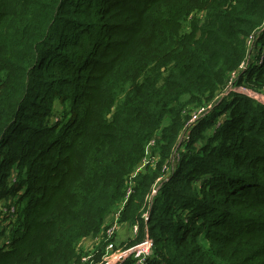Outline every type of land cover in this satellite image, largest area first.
<instances>
[{"label":"trees","instance_id":"obj_1","mask_svg":"<svg viewBox=\"0 0 264 264\" xmlns=\"http://www.w3.org/2000/svg\"><path fill=\"white\" fill-rule=\"evenodd\" d=\"M256 30L264 0H0V264H81L116 210L143 264H264V105L218 96Z\"/></svg>","mask_w":264,"mask_h":264},{"label":"built area","instance_id":"obj_2","mask_svg":"<svg viewBox=\"0 0 264 264\" xmlns=\"http://www.w3.org/2000/svg\"><path fill=\"white\" fill-rule=\"evenodd\" d=\"M257 33H258V30L250 33L246 37V40H245V46H246L245 59L240 63V65L238 66V68L236 70L231 72V74H230L229 78L226 80L223 88L219 91L220 92L218 94L219 100L222 99L223 96H228L232 92L233 93L234 92H240L241 94H243V95L253 99L254 101L264 105V85H262L261 87H259L257 89H252V88L246 86V84L245 85L241 84V83L238 84L236 82V79L239 77V75L241 73H243L244 71H246L247 69H249V66L258 65L257 63L261 64L263 62V60H264V46L262 48H260V46H257V44L255 45ZM257 58H258L257 63H250L253 59H257ZM244 86H246V88H244ZM224 98H226V97H224ZM210 107H211V104H208L206 106H201V107L195 109V111L193 112V115H191V118H190L189 121H193L194 119H196L202 113H204V112L206 113V111L208 112L211 109ZM154 144H155V138H151L147 142V144L145 146V154H146V156L143 158L141 164L139 165V167L137 169L142 168L144 166V164L148 161L147 155L149 154L150 149H151V147ZM174 159H178V153H176V152L173 154V156L171 158V163L173 162ZM165 168L167 169V167H165ZM129 192H130V190H128L127 195H128ZM154 192H155V189H152L151 194H153ZM151 194H149V196H147V201L148 202H150ZM2 213L5 214L8 218L12 217L14 215V213H15L14 205H10ZM118 213H119V210H116L115 211L116 221H117ZM8 218L7 219H3V220L0 219V225H2L3 223L7 222L5 225H3V227H0V230H5V232L7 230L6 240L4 241L5 245H7L8 241L10 239V237H8V234L10 233V229H9V225H8L10 223L9 222L10 220L7 221ZM143 218L146 219V214L145 213L143 214ZM134 225L137 226L136 223L132 224V226H134ZM108 228H109V226L103 232V234L106 236V238H107V234L110 235L109 233H111L112 229H113V228H110V229H108ZM134 228H135V226H134ZM152 246H153L152 239L147 234H145V237L143 238V240L138 245H136L133 248V250L131 251L134 261H136V263H138V264L145 263V261L148 258V256H150L151 253H152ZM86 255L89 258L91 256V255H88V254H86ZM83 256L81 257V261L82 262H87L88 260H85L83 258Z\"/></svg>","mask_w":264,"mask_h":264},{"label":"rangeland","instance_id":"obj_3","mask_svg":"<svg viewBox=\"0 0 264 264\" xmlns=\"http://www.w3.org/2000/svg\"><path fill=\"white\" fill-rule=\"evenodd\" d=\"M258 58L257 59H253L250 63H257ZM259 64V63H257ZM245 79L247 81L248 77L245 75ZM246 81H242L240 82L241 84H246ZM246 86H248V84H246ZM246 86H244V88H246ZM241 94L240 92H234L229 94L228 96H223L227 98V101H231L234 98V95H239ZM226 108V107H225ZM61 109H63L62 105L59 104L58 102L55 103V108H54V113L61 111ZM227 112H229V108H227L226 110ZM225 116V115H224ZM54 121L59 120V114L53 116ZM222 117H219L218 119V123L221 122ZM16 170L13 169L11 171L10 176L8 177V181L14 182L15 178H16ZM15 202V197H11V195H8L7 197H1L0 198V211L3 212L5 211V209H7L10 205L14 204ZM146 214V218H147V211L142 213ZM16 216V213H14V215L12 217H9L7 221L9 220H13ZM146 220V219H144ZM7 223V222H6ZM6 223H3L2 225H0V227H3V225H5ZM115 224V225H114ZM134 224V223H133ZM137 226H132V224H128V223H124L121 226L117 225V221H116V214H110L105 222L106 228L109 226L108 229L113 228L112 232L109 233L110 235L107 234V238L106 236L103 234V236H98L95 237L94 236H87L89 238H91V240L93 241L92 243H95V245L91 248V250L97 246L98 241H105V248H103V250H96L93 253V256L91 258L87 257V255L85 254L83 256V258L85 260H88L86 263H82L81 258H80V262L81 264H119L120 262H122L127 256L131 255L133 258V255L131 253V251L133 250V248L138 245L143 238L145 237V234L148 235V233L146 232L144 234V237L137 242L136 239L138 237L139 234V227L138 223L136 222ZM9 229H10V233L8 234V237H11L12 234V225L9 223ZM137 231V232H136ZM6 236H7V230L5 232V235L3 234L0 237V245H4V241L6 240ZM149 236V235H148ZM150 237V236H149ZM151 238V237H150ZM102 239V240H101ZM152 239V238H151ZM153 241V240H152ZM136 242V243H135ZM131 243L133 244L131 246ZM138 243V244H137ZM90 247V245L88 246V248ZM88 248L85 250L83 249L84 252H86L88 250ZM90 252V250L88 251ZM90 255V254H88ZM81 256V257H82ZM135 264L136 261H134Z\"/></svg>","mask_w":264,"mask_h":264},{"label":"crops","instance_id":"obj_4","mask_svg":"<svg viewBox=\"0 0 264 264\" xmlns=\"http://www.w3.org/2000/svg\"><path fill=\"white\" fill-rule=\"evenodd\" d=\"M93 241L91 240V238L87 237L85 239H83L81 242H80V247L81 249H87L88 246L90 245V247L88 248L89 250H91V248L95 245V243H92Z\"/></svg>","mask_w":264,"mask_h":264}]
</instances>
